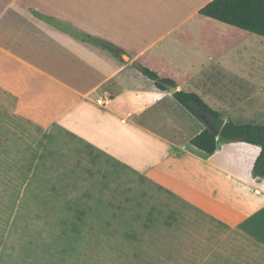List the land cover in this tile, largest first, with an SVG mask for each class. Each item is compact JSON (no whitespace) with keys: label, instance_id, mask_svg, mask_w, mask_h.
Masks as SVG:
<instances>
[{"label":"crops","instance_id":"1","mask_svg":"<svg viewBox=\"0 0 264 264\" xmlns=\"http://www.w3.org/2000/svg\"><path fill=\"white\" fill-rule=\"evenodd\" d=\"M212 1L0 0V79L24 104L47 98L56 132L214 221L237 249H213L211 264H264L261 148L197 150L205 125L189 113L199 128L188 135L181 120H162L158 108L177 110L173 95L136 69L198 95L225 123L264 126V55L251 56L264 37L201 15ZM89 37L113 51L91 49Z\"/></svg>","mask_w":264,"mask_h":264},{"label":"rangeland","instance_id":"2","mask_svg":"<svg viewBox=\"0 0 264 264\" xmlns=\"http://www.w3.org/2000/svg\"><path fill=\"white\" fill-rule=\"evenodd\" d=\"M10 91L0 79V264H211L213 249L236 251L207 216L49 127L45 96L28 105ZM174 103L157 115L193 134Z\"/></svg>","mask_w":264,"mask_h":264},{"label":"trees","instance_id":"3","mask_svg":"<svg viewBox=\"0 0 264 264\" xmlns=\"http://www.w3.org/2000/svg\"><path fill=\"white\" fill-rule=\"evenodd\" d=\"M201 15L212 18L227 25L234 26L243 31L264 37V0H213L201 11ZM91 49L111 53L113 49L89 37L85 40ZM137 71L154 84L157 91H167L162 83H167L175 87L172 80L160 79L158 75L150 69L137 66ZM173 98L184 107L192 116L205 125V130L191 140V145L197 150L213 155L218 148L219 142H240L249 145L259 146L261 152L257 158L253 175L256 178L264 177V126L237 125L232 121L225 123L220 136L212 134L193 107L199 106L203 110L213 113L221 118L220 114L210 110L201 98L192 93L177 91ZM146 255L127 254L124 256L123 264H140L139 262H149Z\"/></svg>","mask_w":264,"mask_h":264},{"label":"water","instance_id":"4","mask_svg":"<svg viewBox=\"0 0 264 264\" xmlns=\"http://www.w3.org/2000/svg\"><path fill=\"white\" fill-rule=\"evenodd\" d=\"M162 86L167 89L171 95H174L177 90L173 85L162 83ZM194 111L200 116V118L203 120V122L206 124L207 128L212 134H215L217 136H220V133L225 125V121L217 116H215L213 113L203 110L199 106L193 107Z\"/></svg>","mask_w":264,"mask_h":264}]
</instances>
